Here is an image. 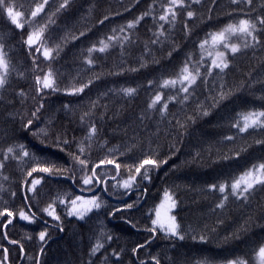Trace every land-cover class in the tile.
Listing matches in <instances>:
<instances>
[{
  "label": "trees",
  "instance_id": "1",
  "mask_svg": "<svg viewBox=\"0 0 264 264\" xmlns=\"http://www.w3.org/2000/svg\"><path fill=\"white\" fill-rule=\"evenodd\" d=\"M42 2L16 0L14 10L24 13L20 18L25 23L23 29L12 25L6 14L0 15V42L10 67L14 66L8 83L0 89V149L6 152L10 146L23 144L30 153L23 159L9 154L0 169V211L7 207L14 213L6 229L3 225L9 218L0 217V244L8 249V264H155L152 257L160 264H227L236 257L252 264L249 257H255L253 249L264 242V190L257 187L247 200L229 196L225 207L218 208L223 194L209 185L232 181L253 165L264 163V144L255 143L264 140V129L240 133L233 126L243 113L264 111V28L257 23L259 44L249 37L253 46L229 54V67L223 73L211 67L210 51L223 48L214 47L209 34L238 19L255 22L257 16L264 17V0H253L252 5H237L232 0H185L190 5L187 10L195 15L187 17L178 8L174 24L159 20L164 0H74L67 10L55 15L62 0H49L29 27L25 9H34ZM150 5L151 15L144 16L134 29L119 31L148 11ZM105 16L109 19L104 20ZM38 25H47L39 46L41 53L45 48L52 50V60L36 53L37 45L30 51L24 43ZM161 25L163 35H159ZM113 35L121 38L123 47L120 41H112L105 52L89 56L90 47H99V40L107 42L106 37ZM124 36L131 42L123 41ZM206 38L209 42L202 49ZM235 41L242 45L233 37L231 42ZM34 58L35 66L43 71L32 70ZM89 58L93 60L91 65L87 63ZM186 61L190 72L195 74L198 67L201 74L189 93L179 91V84L160 87L162 80L176 79ZM49 68L60 90L46 89L37 95L35 76L43 78ZM96 76L100 78L94 79ZM90 79L94 82L83 93L69 94L72 87H81ZM149 81L155 83L150 85ZM127 87L136 88V94L129 97L118 91ZM222 92L226 98L221 100ZM157 94L176 99L168 101L167 110H162L163 101L149 107ZM40 103L44 106L34 119L32 113ZM205 111L206 116L202 115ZM30 119L32 125L25 128ZM91 124L97 134L88 140L85 137ZM40 129L45 133L33 134ZM80 141L83 154L78 147ZM109 149L116 151L110 154ZM241 149L246 150L236 157ZM15 153L22 156L19 148ZM33 157L41 163L38 165ZM73 157L87 160L86 172ZM147 158L156 160L159 167L146 166L150 179H142L145 169L137 175L134 166ZM109 159L120 165L119 175L114 165L105 164L96 169V174L106 184H82V176L91 175L95 164ZM38 166L52 168L53 172L27 177V172ZM133 175L136 180L131 190L120 187ZM41 177L36 193L29 192L24 181L30 183ZM165 191L176 201L177 223L190 235H204V242L188 235L184 240L168 237L158 227L154 234L147 231L153 227L151 220ZM77 196H100L101 208L93 209L83 220L69 215L70 205L59 203V198ZM53 201L60 220L42 211ZM128 203L135 207L125 209ZM117 208L122 211L117 212ZM20 211L32 220L21 219ZM243 226H247L246 232L241 231ZM42 231L47 232L43 242L38 238ZM106 235L112 239L107 240ZM10 240L20 241L23 252ZM97 240L104 247L93 255ZM146 241L149 243L145 247L132 251ZM3 255L0 251V258Z\"/></svg>",
  "mask_w": 264,
  "mask_h": 264
},
{
  "label": "snow or ice",
  "instance_id": "2",
  "mask_svg": "<svg viewBox=\"0 0 264 264\" xmlns=\"http://www.w3.org/2000/svg\"><path fill=\"white\" fill-rule=\"evenodd\" d=\"M74 0H62V2L59 3V6L56 8V12L53 13L55 15L56 13H59L61 11L67 10V8L70 6L71 3H73ZM200 0H191V3H199ZM33 3H36V0H33ZM49 3V0H43L42 3H37L36 7L34 9L28 8L25 9L29 13V16L26 20V23L29 24V27L32 26V24L36 23L34 18L38 17L40 13L44 12V6ZM233 4H244V5H252L253 0H232ZM189 4L185 3V0H164V4H162V7L164 8V12L162 15L159 16L160 21H164L169 24H174L177 16V9L179 8L182 11L186 12L187 17H193L195 15L194 12L187 10L189 7ZM17 7L16 0H0V15H5L7 19L10 21L12 25H14L18 29H23L25 27V23H21L20 18L24 15L21 11L14 10ZM22 7V5H21ZM151 5L149 7V10L143 13L141 16L135 18V20L128 22L126 25H123L120 27V32H125L126 30H131L136 27L137 24H139L140 20L144 18V16L151 15ZM47 15V13H45ZM245 15H249L248 13H245ZM109 19L108 16L104 17V20ZM49 20L51 21V17H49ZM54 22V21H51ZM104 21H100L102 24ZM257 23L261 26V28H264V17H256L255 22L251 19H238L234 23H228L226 26H224L221 30L210 33L209 38L213 42V46L217 49L223 48L224 51H217L216 58H213L211 61V67L219 69L221 73L224 72L225 69L229 67V63L227 60V55L230 54H236L242 51L243 49H247L249 47H252L253 44L249 43V37L253 42L256 44H259V38H258V29H257ZM47 28V25H38L37 30L30 31L29 35L27 36L26 41L24 43L28 46L29 50H33V46L37 45L34 49L36 53H41V37ZM161 31L159 35H163V25L160 26ZM113 32H116V29H113ZM81 36L85 35L84 32L80 33ZM232 37H236L237 39L242 41L241 44L237 43H230ZM78 37H73V39H77ZM107 42L105 40H99L97 43L100 45L99 47L94 44L92 47H90L87 52L89 56L93 52H105L111 45L112 41H120L121 47H123V42L121 41L120 37H117L115 35L106 37ZM123 41H129L128 36L123 37ZM156 42V41H153ZM209 40L206 38L200 45V47L203 49L206 44H208ZM57 52L56 54H59V45L56 46ZM42 56L47 60H52L54 57L52 56V50L45 48L42 51ZM170 55V54H169ZM209 55H212L209 53ZM7 53L4 51V44L3 42H0V89L4 88V86L8 83V76L10 75V72L14 66L10 67V62L8 59H6ZM219 59V62L217 60ZM87 63L89 65L93 64V60L89 58L87 60ZM188 61L185 62L184 67L180 69L179 73L176 74V79H164L162 80V84L160 87H175L177 84H179L181 87L179 88V91H182L184 93H189V89L196 84L197 78L200 77V71L197 67L195 69V74L189 71L188 68ZM33 65L34 68L32 69L35 71H43L42 69H39L38 66H35V58L33 59ZM142 67L144 65H141ZM138 69H132V71H137ZM19 75H23V73H18ZM99 76L94 77V79H99ZM94 82L93 79L88 80V82L81 87H72L69 91V94L73 95H79L84 92V89L89 87ZM35 83L39 86L37 87V95H41L44 90H51V91H59V87L56 86V82L53 76V71L51 68H49L46 72L43 74V78H41L40 75L35 76ZM150 85L154 84L155 82L149 81ZM120 93L126 95V96H134L137 92L136 88L133 87H127V88H121L118 90ZM220 99H225L226 94L220 93ZM176 99V97H169L165 99L161 94H157L152 99L149 107L155 108L156 105L163 101L162 103V110H167L168 108V101ZM183 99H188V95H185ZM218 102V101H217ZM43 103H40L39 106L36 108V111L32 113V116L34 119H38L36 116V113L40 111L41 108H43ZM67 107V106H65ZM92 107H95V103H93ZM90 115L89 113H85V116ZM202 115H208V112L205 111L202 113ZM84 117H81V120H83ZM32 120H28L27 124L24 125L25 128H28L30 125H32ZM236 127L237 131L240 133L248 132L249 129L255 130L256 128L264 129V111H251L248 113H243L240 115V119H238L235 124L233 125ZM45 130L40 129L38 132L33 133L34 135L44 134ZM97 134V129L94 124H91L88 130V133L85 137V139L91 140L93 136ZM227 140H233L234 137H226ZM63 144H68V140L59 141ZM255 143L258 144H264V140H257ZM79 150L81 154L84 153L83 148V141H80L78 144ZM15 148H19L22 152V156H17L15 153ZM130 150V149H129ZM246 150L241 149L237 150L235 155L238 157L240 155V151ZM110 154L114 153L116 149H109L108 150ZM0 169H3L5 167V162L9 159V154H12L13 158L23 159V157L30 156V153L25 150V146L23 144H18L15 146H10L7 148V151L4 152L3 149H0ZM123 155V153H121ZM74 160L78 163L80 168L86 172L87 169V160L86 159H80L79 157H73ZM225 159H229L230 157H224ZM34 162H36L38 165L41 163V161H36L33 157ZM46 163V162H45ZM160 163H166V161H161ZM114 165L115 170L117 172V175H119V169L120 165L116 163L115 160H101L99 164H95L92 168L91 175H84L81 177L82 184L87 186H94V184H106L107 181H101L100 177L96 174V169L99 168L101 165ZM151 165L155 167H159V164L156 160L147 158L142 160L138 166H134V171L137 175H141V170L145 169L142 179H150L147 176V169L146 166ZM131 171V169H128ZM58 172L59 169H56ZM49 173L51 174L53 172L52 168L49 167H33L31 171L27 172V177H32L33 173ZM40 179L33 178L31 182L29 183L27 180L24 181L25 184H28V191L32 192L33 194L36 193V187L37 185L41 184ZM71 179L74 180V177H71ZM112 179H115V177H112ZM136 180V176H130L129 179L124 180L122 184H120V187L131 190L133 188V183ZM209 187L212 190L218 191L219 193L223 194L221 197V201L219 204H217L218 208H224L225 207V201L229 199V196L235 197L237 199L243 198L247 200L254 191L257 190V187H259L260 190H264V163H259L253 165L250 169L246 170L242 175H240L238 178L233 179L232 181H225L219 184H211ZM91 190V189H89ZM12 195H15L13 193ZM165 198L170 201V204L168 205V212L165 214V216L162 218L160 208L164 207V204L160 205V208L155 209V219L151 220V224L153 227L150 229H147L150 233H156L157 232V226L160 230L163 231V233L168 237H175L179 240H184L186 235L189 236V238L195 240L199 239L201 242H204L206 240V237L204 235L193 236L190 235L186 228H182L179 223H177L176 216L171 215V210L176 207V201L172 199L170 194L165 191ZM24 199L27 201L28 196L27 193H25ZM98 197L93 196L90 200L84 201V198L81 196H77L74 199L65 200L63 198H59V203L66 205H70V208L68 210L69 215H74L78 217L79 219L83 220L86 213H89L93 211V209H100L101 208V202H98ZM139 199V198H138ZM77 201H84L81 204H78ZM56 201H53V204H50L47 208H44L42 211L46 212L49 216L54 217L55 220H60V216L55 213L54 204ZM27 207H31V205H26ZM135 207L133 203H128L124 205L125 209H132ZM117 212L122 211V209L117 208ZM114 215L115 213H111ZM7 216L9 219L7 220V223L3 225V228H7L8 224L12 223V218H14V213L10 211L7 207H5L2 211H0V217ZM19 217L23 220L31 221L32 216L27 215L24 211L19 212ZM129 223H131L129 221ZM247 226H243L241 228L242 232H246ZM5 238H7V232L5 231L3 233ZM102 235H105L102 233ZM47 236V232L42 231L39 233V240L45 241V238ZM233 238H238L237 234H233ZM30 239V237H29ZM107 240H111V235H106ZM227 239V237H226ZM9 243L13 245H17L21 252H23V244L20 243L18 240H10ZM149 243V241H146L145 244L138 245L137 248H133L132 251L136 252L139 248L145 247V245ZM104 247V244L100 242V240H97L95 245L92 247V254L94 255L96 252H98L101 248ZM0 251L3 252V258H0V264H8V249L3 247L2 244H0ZM42 251V250H41ZM253 252L255 253V257L250 256L249 260H252L253 264H256V261L259 262V264H264V242L259 244L257 248L253 249ZM114 255H119L118 252H114ZM152 260L155 261V264H160L159 260L156 257H152ZM228 264H249L248 260L243 259L242 257H236L235 259L229 260Z\"/></svg>",
  "mask_w": 264,
  "mask_h": 264
},
{
  "label": "rangeland",
  "instance_id": "3",
  "mask_svg": "<svg viewBox=\"0 0 264 264\" xmlns=\"http://www.w3.org/2000/svg\"><path fill=\"white\" fill-rule=\"evenodd\" d=\"M233 38V37H232ZM231 38V39H232ZM210 42H211V44H213V42H212V40L210 39ZM230 43H232L231 42V40L229 41ZM235 43H237L236 41H235ZM238 44V43H237ZM207 45V44H206ZM208 47H211V45L210 46H208ZM219 51H224L223 49H220ZM211 52V54H212V59L213 58H216V53L217 52H215L214 50H211L210 51ZM230 54V53H229ZM228 54V55H229ZM228 55H227V57H228ZM217 62H219V59L217 60ZM170 194V196L172 197V199L173 200H175L174 199V197L172 196V194L171 193H169ZM81 197H83L84 198V201H87V200H90L91 198H92V196H89V197H84V196H81ZM99 199H98V202H99V200L101 199V197L100 196H97ZM84 201H77V203L78 204H81V203H83ZM161 204H164V207L163 208H160V205ZM170 204V201H168L166 198H165V193L162 195V197H161V199H160V201H159V203L157 204V206H156V208L155 209H157V208H160V211H161V215H162V218L165 216V214L168 212V205ZM174 211H175V208L174 209H172L171 210V215H174L175 216V213H174ZM87 214V213H86ZM158 227V226H157ZM159 228V227H158ZM228 264V263H227ZM253 264V263H252ZM256 264H259V262L258 261H256Z\"/></svg>",
  "mask_w": 264,
  "mask_h": 264
}]
</instances>
